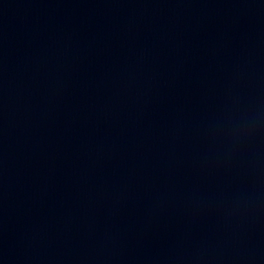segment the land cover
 Listing matches in <instances>:
<instances>
[{
    "label": "water",
    "instance_id": "obj_1",
    "mask_svg": "<svg viewBox=\"0 0 264 264\" xmlns=\"http://www.w3.org/2000/svg\"><path fill=\"white\" fill-rule=\"evenodd\" d=\"M0 264H264V0H0Z\"/></svg>",
    "mask_w": 264,
    "mask_h": 264
}]
</instances>
